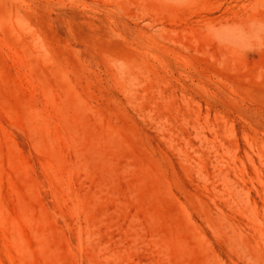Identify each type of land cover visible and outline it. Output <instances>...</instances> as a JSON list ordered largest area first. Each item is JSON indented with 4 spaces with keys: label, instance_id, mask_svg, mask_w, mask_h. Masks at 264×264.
I'll return each mask as SVG.
<instances>
[{
    "label": "rangeland",
    "instance_id": "rangeland-1",
    "mask_svg": "<svg viewBox=\"0 0 264 264\" xmlns=\"http://www.w3.org/2000/svg\"><path fill=\"white\" fill-rule=\"evenodd\" d=\"M0 264H264V0H0Z\"/></svg>",
    "mask_w": 264,
    "mask_h": 264
}]
</instances>
